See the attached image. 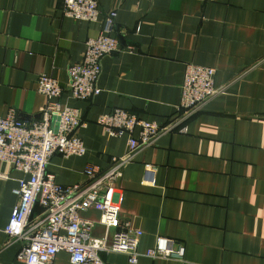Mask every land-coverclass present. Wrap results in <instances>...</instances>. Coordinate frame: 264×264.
<instances>
[{
  "label": "crops",
  "instance_id": "1",
  "mask_svg": "<svg viewBox=\"0 0 264 264\" xmlns=\"http://www.w3.org/2000/svg\"><path fill=\"white\" fill-rule=\"evenodd\" d=\"M116 10L119 50L101 59L98 94L59 100L79 108L85 123L82 157L53 155L47 167L62 185L83 182L87 164L102 168L125 154L126 136H108L97 117L115 108L167 123L176 112L184 67L215 68L220 93L172 130L136 149L117 180L121 220L142 231L134 264H264V0H97ZM63 0H0V116L15 110L39 118L46 98L36 78L47 73L67 85L68 67L101 20L77 21ZM22 174L0 162V264L16 259L19 240L4 229ZM36 211H40L39 206ZM102 237L100 212L80 213ZM113 229L109 230L111 233ZM158 237L183 244L181 261L144 255ZM104 264H130L126 254L99 252ZM52 264H74L67 252Z\"/></svg>",
  "mask_w": 264,
  "mask_h": 264
},
{
  "label": "built area",
  "instance_id": "2",
  "mask_svg": "<svg viewBox=\"0 0 264 264\" xmlns=\"http://www.w3.org/2000/svg\"><path fill=\"white\" fill-rule=\"evenodd\" d=\"M62 12L77 21L101 20V29L87 38L81 58L68 67L66 86L47 73L37 76L36 91L46 98L38 119L22 120L13 109L0 116V162L22 174L14 189L17 201L4 231L8 239L20 241L16 259L22 264H52L60 251L67 252L74 264H104L101 251L126 254L128 262L134 264L141 255L137 246L142 231L120 219L116 182L136 149L151 144L162 133L184 132L185 120L221 92L215 86L216 70L195 63L185 65L176 112L165 124L121 108L99 115L96 123L108 136H126L125 154L112 156L106 168L87 164L83 182L62 185L47 169L51 157H82L87 149L79 132L85 125L80 109L59 98L64 89L75 100L98 94L101 59L119 50L113 34L116 10L102 12L97 0H63ZM89 208L100 212L99 223L105 228L102 237L92 236L93 222L80 216ZM184 252L182 243L158 237L144 255L181 261Z\"/></svg>",
  "mask_w": 264,
  "mask_h": 264
}]
</instances>
